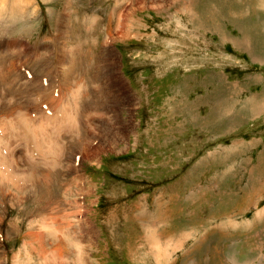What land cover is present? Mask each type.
I'll list each match as a JSON object with an SVG mask.
<instances>
[{
    "label": "rangeland",
    "instance_id": "obj_1",
    "mask_svg": "<svg viewBox=\"0 0 264 264\" xmlns=\"http://www.w3.org/2000/svg\"><path fill=\"white\" fill-rule=\"evenodd\" d=\"M23 115L62 151L7 152L0 264H264V0H0L5 142Z\"/></svg>",
    "mask_w": 264,
    "mask_h": 264
},
{
    "label": "bare ground",
    "instance_id": "obj_2",
    "mask_svg": "<svg viewBox=\"0 0 264 264\" xmlns=\"http://www.w3.org/2000/svg\"><path fill=\"white\" fill-rule=\"evenodd\" d=\"M105 45H107V44H105ZM107 47H109V44H108ZM109 72H110V70H109ZM115 75H116V73H115ZM115 77H114V79L121 85V83L119 82L120 79H118L117 76H115ZM105 82L106 83L104 84L103 94H101L100 96L98 95V97L97 98H94V99L86 98V99H84L82 101H77L74 104V108L72 110L71 115H67L66 116V125L68 127L74 128L79 123L80 124L81 123L83 124V122L81 120V111H85V110H88V109H90L91 111H99V110L102 111V110H105L106 107H108L109 102H110V96L109 95H110V92H111L110 84L112 82V79L110 80V78H107ZM124 90H125V88H124ZM83 97H86V96H83ZM98 100L100 102H98ZM129 105H130V103H129ZM18 120H19L20 127L22 128L21 130H23V133L21 132L22 134L20 135L21 139L23 141H25V142H30L31 141V143L33 145L28 144V143H25V142L20 143V141L17 138L16 139L18 141L17 140L15 141V142H17V145H13L12 143H9L7 141L5 142V140L7 138H5V140H4L3 136L0 135V182H2L3 184L5 183V185H7L6 183H12V184H21V183H23L22 179L20 178L21 175L20 176H15L14 175V172H11L12 170L10 171V168H12V165H11L12 162H11L10 166H7L6 167L7 164L5 165V158L8 157V159H10V157H11L10 154H7V152H9V150H10V153H13V152L15 153L16 152L15 150L17 148H19L20 145H24L25 148H26V154H25L26 155V159L29 160V161L32 160L36 164V166H40V167H42L44 169L48 168V166H55V165H57L56 162L59 161V159H60V153H61L60 151H62L60 149V145L57 144V143H54L51 140L53 134L59 133V131H50L49 130L50 129V123H48V122H46V123H44V122H38V123L37 122H30V121H27L26 120L25 115H23L22 118L21 117L18 118ZM107 125H108V128H105L104 129V133H105V135H107V137H109V136H111V132L115 128H114V126L112 124H109L108 123ZM59 127H61V126H59ZM91 128H92V126H91ZM92 129H93V132L91 131V133H90L91 136H90V140L88 141V145L95 144V146L96 145L98 146L96 149H98V148H100V143H99L98 140H96V138H95L96 135L94 136V134L97 133L98 131H101V130L98 127V125H95L94 128H92ZM0 130L2 131V132L0 131V134H5L6 135L8 132L13 133L14 126L12 124H8V123L3 122L2 118H0ZM119 130H120L119 131L120 133H124L125 132V128L124 127L119 128ZM112 133L114 134V132H112ZM6 145H8V146H6ZM31 146H32V148H31ZM27 150L29 151V153H30V150H31V153L30 154H32V157L35 156V153L36 152L45 153V154H44V156L41 155V158H37L35 156V158L32 159V157L29 156V153L27 152ZM16 156H17V154H16ZM15 158L16 157L14 156V162H16L15 161L16 160ZM21 159H19V160H21ZM35 160H37V161H35ZM41 160L47 166H43L40 163H38V161H41ZM20 164H22V163H20ZM25 164H27V163L25 162L24 165ZM35 164L33 166L34 168L36 167ZM22 167H23V164H22ZM29 167H31V165ZM18 168H19V166H18ZM32 170H34V169H32ZM36 170H38V169H36ZM36 170H34L32 172H34L36 174V172H35ZM14 171H16V170H14ZM18 171L20 172V168H19ZM18 171H16V172H18ZM25 174H26V172H25ZM39 175H40V173H39ZM22 176H24V173H23ZM28 177H30V176H28ZM31 177H33V176L31 175ZM28 179L26 178V181L27 182H28ZM31 180H32V178H31ZM36 181H39V180L36 179ZM34 182H33V184H34ZM8 186H10V185L8 184ZM19 188H20V186H19ZM157 247H159V246H157Z\"/></svg>",
    "mask_w": 264,
    "mask_h": 264
},
{
    "label": "crops",
    "instance_id": "obj_3",
    "mask_svg": "<svg viewBox=\"0 0 264 264\" xmlns=\"http://www.w3.org/2000/svg\"><path fill=\"white\" fill-rule=\"evenodd\" d=\"M258 144V146L261 144V143H259V142H257ZM255 144V142H252V145H254ZM252 148H250L249 150H248V152H247V154L250 156V158L252 157V155H251V152H252ZM251 164H252V160H251ZM150 240H152V238H150ZM158 246H159V244H157ZM156 256H157V258H160L161 257V255L159 254V253H157L156 254Z\"/></svg>",
    "mask_w": 264,
    "mask_h": 264
}]
</instances>
